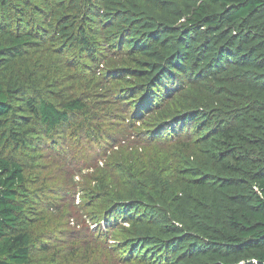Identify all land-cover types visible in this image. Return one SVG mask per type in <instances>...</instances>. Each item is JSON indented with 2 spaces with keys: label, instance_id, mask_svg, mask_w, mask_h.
Segmentation results:
<instances>
[{
  "label": "trees",
  "instance_id": "trees-1",
  "mask_svg": "<svg viewBox=\"0 0 264 264\" xmlns=\"http://www.w3.org/2000/svg\"><path fill=\"white\" fill-rule=\"evenodd\" d=\"M145 138L171 163L106 150ZM105 258L264 264V0H0V264Z\"/></svg>",
  "mask_w": 264,
  "mask_h": 264
},
{
  "label": "rangeland",
  "instance_id": "rangeland-1",
  "mask_svg": "<svg viewBox=\"0 0 264 264\" xmlns=\"http://www.w3.org/2000/svg\"><path fill=\"white\" fill-rule=\"evenodd\" d=\"M119 122H120V118L115 117V116H109L108 119H105V123L107 124L105 126V128H106L107 132L109 134H111L112 132L117 130L119 128V126H118ZM187 132H189V131L188 130L186 132L184 131L181 136L185 135V133H187ZM75 140H76V142H79V139H75ZM161 141H163V140L157 139L154 141L150 140L148 142V141H146V138H145L144 143H143L145 145V149H143V148H140L139 146L138 147L133 146L135 144L134 142H130L127 139H123V140L120 139V142L115 143V146H111V143H109L110 146L106 147V150L108 152H110V156H112V160L123 161V162L127 161L129 159V156L130 155L133 156L134 152L136 150H138V152H141V154H142L140 156V158L144 157L145 160H147L149 158V159L154 160L155 162L159 161L160 166L165 167L171 163L170 159H167L166 156H167V152L170 149L169 148L170 143L172 144L175 141L169 139L170 143L160 144ZM143 144H141L140 146L143 147ZM76 146H74L73 148H76L77 152H82V156H81L80 160L82 162L83 161L86 162V165L84 168H82L81 172L77 173L79 184L84 185V184L88 183V181H86V179H88L87 178L88 175L84 174V173L87 174V173L91 172L92 168H87L88 164H92L94 166V168H99L100 171L102 170L100 172L101 174L102 173L103 174H105V173L106 174H112V176L115 177L114 181L116 182L117 185H122L121 181H123V182L126 181V177H127L126 175L127 174L126 175L125 174H123V175L117 174V173L111 171L109 167H107V170L104 169L106 154H104L103 151L101 152L100 150H97V148L100 149V147H104V143L101 142L100 147H99L96 144H93L89 141H86V142H81L79 145H76ZM44 152H45V150H44ZM73 156H74V154L70 155L69 159L72 160ZM74 163L76 165H78V162H74ZM76 179H77V177H76ZM89 183L92 185L91 182H89ZM81 196H85V195H83L82 191L77 193V195L75 197V201H74L75 204L80 202L79 197H81ZM83 200H84V205L89 204L88 208L85 210V212L83 210V211H81V213L75 214L74 221H75V219H79L81 221L82 218L85 216L84 214H86L88 216H92V217L99 216L100 212L103 211V209L105 207V201L102 198H95L92 201H88V197L85 196L83 198ZM101 219H102L101 223L104 224L105 218L102 217ZM91 223H92V220H90V219L86 221V224L89 226ZM69 225L73 226L71 224H69ZM104 226H105V224H104ZM93 227H94V225L90 226V228H93ZM55 239H56V241H54V244L57 246H60L58 244H63L64 242H67L68 240L72 241V239H70V238L67 239L66 237H58V236H56ZM86 241L87 240L84 238L83 242H86ZM106 242L108 245L107 249H110L109 245H113V243H112L113 239H108V241H106ZM82 248H83V246H82ZM88 251H90V250H88ZM38 254H40V253H35V256H38ZM33 256H34V254H33ZM86 263L88 264V262H86ZM103 264H109V261L107 258L104 259Z\"/></svg>",
  "mask_w": 264,
  "mask_h": 264
}]
</instances>
